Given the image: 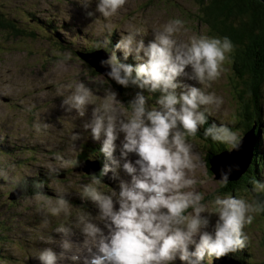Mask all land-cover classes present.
<instances>
[{
  "label": "clouds",
  "instance_id": "1",
  "mask_svg": "<svg viewBox=\"0 0 264 264\" xmlns=\"http://www.w3.org/2000/svg\"><path fill=\"white\" fill-rule=\"evenodd\" d=\"M92 2L76 0L85 16L98 13L107 21L126 0H95V7L90 8ZM183 24L178 17L170 19L152 30L153 37L147 43L141 29L128 28L112 45V29L105 23L109 39L103 43L110 50L99 63L106 68L103 75L108 80L138 89L127 102L130 111L121 107L110 85L104 89L103 99L97 100L94 89L83 81L74 78L57 83L55 95L61 97L63 111L87 117L82 119L80 131L71 132L70 139L75 143L86 132L99 142V152L106 162L100 176L93 175L80 193L94 205L99 222L91 214L82 213L71 223L57 225L53 232L59 242L55 249L44 247L35 254L39 264H58L61 259L67 264H174L177 259L181 264H205L206 258L235 253L246 245L248 236L243 229L264 211V201L226 194L202 202V193L195 190L197 180L189 175L203 161L199 156L194 158L187 137L194 136L198 126L205 123L206 106L223 103L222 97L197 85L216 80L226 70L224 61L234 45L228 36L203 34L178 42L175 34ZM116 50L125 60L133 55L142 62L125 63ZM69 59L67 55L62 57L63 61ZM178 77L194 80L196 85ZM146 92L158 93L156 107L147 106ZM47 128L46 122L33 124L36 132ZM203 135L229 150H238L241 143L239 134L224 123L213 122ZM130 154L134 159H129ZM55 159L62 157L57 155ZM237 167L227 164L220 169L222 185ZM121 172L125 178H121ZM109 173L117 187L112 192L100 191L101 177ZM0 178L24 190L19 178L6 177L3 171ZM250 183L253 193L264 192V180ZM34 187L42 191L43 185ZM36 198L38 212L70 217L65 195L57 193L54 202ZM211 214L216 219L208 230Z\"/></svg>",
  "mask_w": 264,
  "mask_h": 264
},
{
  "label": "rangeland",
  "instance_id": "2",
  "mask_svg": "<svg viewBox=\"0 0 264 264\" xmlns=\"http://www.w3.org/2000/svg\"><path fill=\"white\" fill-rule=\"evenodd\" d=\"M94 7L95 0L90 5V8ZM0 11L20 30H28L34 21L33 18H29L24 22L26 13L51 21L56 27L58 38L63 40H60L61 43L52 42L55 33L51 34L38 27L33 37L7 27H0V92L8 93L0 95V145L2 146L0 171H3L6 177L15 176L19 180L44 174L46 181L44 194L24 197L21 194L14 203L8 198L19 189L13 188L14 184L7 182L6 179L0 178V264H39L34 258L35 254L41 248L49 247L51 240L58 244L59 237L53 232L57 225L71 223L82 213H89L94 219L97 218L94 205L86 198L82 199L80 195L83 185L89 184L93 175L85 174L78 168L80 163L88 159L97 167L96 172L100 173L102 166L100 160L98 162L99 155L103 157L102 165L106 162L103 154L99 152V142L92 140L86 132H82L81 138L75 143L70 139L71 132L80 131L82 119L87 117L80 118L74 112L62 111L61 97L55 95L57 83L73 81L74 78L83 81L94 89L97 100L103 99V91L110 85L117 93L121 107L128 111L130 108L127 102L138 91V89L128 91L125 100L111 84V80L82 61L77 51L92 48L94 45L95 49L105 48L103 42L109 39L108 32L104 28L105 23L112 29L110 36L112 45L119 39L120 34H124L125 29L132 27H137L142 33H146L144 40L147 43L153 37V29L176 17L184 21L181 31L175 34L178 42H187L192 35L203 34L210 37L216 35L210 33L208 27L199 22L196 0H126L118 13L107 21L98 13L94 17L85 16L76 0H0ZM116 51L121 53L120 50ZM99 52L105 54L102 50ZM230 53L226 55L224 61L226 70L216 80L197 85L203 91L223 98V103L219 107L206 106L208 109L206 116L219 124L229 122L235 116V112L241 111L240 102L235 96V85L238 89L242 88L243 83L242 80H236L231 71ZM65 55L70 57L68 61L62 60ZM137 61L142 62V60ZM189 70L186 68V71ZM178 79L196 85V81L187 77H178ZM100 81H103V84H100ZM262 89L264 92V84ZM154 95L145 93L148 97V107H156L155 99L158 94ZM242 96L247 97L244 88ZM34 122H46L47 130L34 131ZM201 126H198L197 130ZM231 129L240 137L244 134L242 131H236L235 128ZM262 129L264 132V122ZM260 135V142L257 138L253 143V152L257 147L264 151V134L260 132L259 138ZM187 139L192 144L194 158L199 156L203 161L201 166L189 173L197 180L195 190L202 193L204 198L202 202L210 201L215 195L223 196L224 194L219 192L220 180L215 179L213 174L208 172L205 160L206 148L202 146L200 138L195 134ZM4 148H8L10 153L5 152ZM93 149L96 151L94 152ZM57 155L62 159L56 160ZM129 159H134V155L130 154ZM50 168L58 171L50 172ZM260 174L261 179L264 180V166ZM101 178L100 191H115L117 182L111 178L110 173ZM121 178H125L122 172ZM57 193L65 195L68 199L70 217L66 218L63 214L51 216L36 210L37 196L39 199L54 202ZM238 196L252 199L246 193ZM187 211L191 212V209ZM215 219V214H211L208 230H211ZM243 231L248 236L247 251L252 256L254 264H264V216L261 212L254 216L252 223L246 225ZM219 258H225L228 264L239 262L226 254ZM214 259L218 258H206L205 264L211 263ZM58 264H67V262L60 260ZM174 264L181 262L177 259Z\"/></svg>",
  "mask_w": 264,
  "mask_h": 264
},
{
  "label": "trees",
  "instance_id": "3",
  "mask_svg": "<svg viewBox=\"0 0 264 264\" xmlns=\"http://www.w3.org/2000/svg\"><path fill=\"white\" fill-rule=\"evenodd\" d=\"M196 3L199 12L197 15L199 22L206 25L210 33L219 37L228 36L232 41L234 48L230 53V68L236 80H242L243 83L242 88L237 89L235 85V96L240 102L239 107L241 111L235 112V116L232 117V120L226 123L224 122V124H227L230 128H235L236 131L242 132H245L255 124L256 138H258V142H260L261 135L259 138V134L260 132L264 134L262 129L264 122V92L262 89L264 84V4L259 0H196ZM29 18H33L34 21L29 26L28 30H20L18 26H15L9 19H6L3 16V12L0 11V27H7L13 31H19L23 35L29 37L36 35L35 29L38 27L42 30L45 29V31H49L51 34L55 33V37L53 36L51 41L54 43L60 42L61 39L58 38L59 36H57L55 32V25L51 23V21H45L41 18H36V16H33L31 13H26V17L23 19L24 22L29 20ZM94 49L95 45L92 48L83 49L79 52L87 53ZM105 50L109 51L110 46H106ZM79 52L77 51V54ZM116 54L118 58L125 63H140L131 55L125 60L121 53L116 51ZM110 82L125 100L128 91L136 90L134 86L122 87L115 83V81ZM243 88L247 93V97L242 96ZM152 94L156 96L158 93ZM213 122L215 121L206 116L205 123L195 133L200 138L204 149L206 148L205 160L208 169L210 156L222 150H227V146L213 142L210 138L204 137L203 130ZM1 148L2 146L0 145V149ZM260 150L257 147L255 152H253L250 164L237 181H227L224 185L220 184V193L234 196L246 193L252 198L264 201V192L253 193L250 183L251 180H262L260 171L264 166V151L261 148ZM4 151L9 152L8 148H4ZM84 157H87V155H84ZM101 157L102 156L99 155L100 161L103 159V157ZM208 172L211 173L209 170ZM94 175L100 176V173H95ZM20 182L25 186L24 190L21 191L23 197L45 193L44 185L46 181L44 174L25 178L20 180ZM36 184L43 185L42 191L34 187ZM12 187L15 188V185ZM12 201L15 203L16 199ZM261 214L264 216V211H262ZM247 248L248 245L246 242V245L239 249L240 252L228 253V255L238 258L242 264H254L252 256H250Z\"/></svg>",
  "mask_w": 264,
  "mask_h": 264
},
{
  "label": "water",
  "instance_id": "4",
  "mask_svg": "<svg viewBox=\"0 0 264 264\" xmlns=\"http://www.w3.org/2000/svg\"><path fill=\"white\" fill-rule=\"evenodd\" d=\"M264 4V0H259ZM78 56L83 60L87 61L91 67L95 68L99 74L103 75L106 71L105 67H102L99 61L103 58H106L104 54L98 52V54L85 55L78 53ZM104 76V75H103ZM107 78V77H106ZM112 81V80H111ZM256 133H255V124H253L249 129H247L243 136L241 137V143L238 150H225L217 154H213L210 156L209 160V171L213 174L215 179L220 180L219 171L220 169L227 165L233 164L238 165L235 168L231 175L228 177V182L237 181L242 171L250 164L252 156H253V143L256 142ZM92 165H91V164ZM95 168H97L94 163L85 159L82 163L79 164L78 170H82L87 174H93ZM21 195V192L18 190L17 193H14L9 196L10 200H15ZM209 264H228L225 258L214 259ZM235 264H240L239 262H235Z\"/></svg>",
  "mask_w": 264,
  "mask_h": 264
},
{
  "label": "bare ground",
  "instance_id": "5",
  "mask_svg": "<svg viewBox=\"0 0 264 264\" xmlns=\"http://www.w3.org/2000/svg\"><path fill=\"white\" fill-rule=\"evenodd\" d=\"M56 28V27H55ZM63 41V40H62ZM106 48V47H105ZM105 48L104 47H97V49H94V50H91L90 52H87V53H81V54H83V56H85V55H92V54H98V53H96V52H99V50H102V52L103 53H105L104 54V56L106 57L107 56V50H105ZM79 57V56H78ZM80 58V57H79ZM81 59V58H80ZM82 60V59H81ZM83 61V60H82ZM85 63H87L88 65H90L86 60L84 61ZM93 68V67H92ZM94 70H95V68H93ZM96 71V70H95ZM97 72V71H96ZM99 73V72H98ZM63 111V110H62ZM61 113V112H60ZM64 113V112H63ZM53 129V128H52ZM94 152L96 151V150H93ZM105 160V159H104ZM98 162H99V159H98ZM100 164H101V166H103L102 165V163H101V161H100ZM249 165V164H248ZM247 165V166H248ZM102 168V167H101ZM247 168V167H246ZM246 168L242 171V173L246 170ZM85 173V172H84ZM95 173H97L96 172V170H94V172H93V174H89V175H94ZM241 173V174H242ZM85 174H87V173H85ZM241 176V175H240ZM239 176V177H240ZM97 216V215H96ZM96 220H98V219H96ZM51 233V232H50ZM56 237H59L57 234H56ZM38 238V237H37ZM53 238V237H52ZM51 239V238H50ZM77 239H78V236H77ZM59 242V241H58ZM49 243H50V245H49V247H52V248H56V245H57V242H55L54 240H51V241H49ZM33 247V246H32ZM237 251H239L240 252V250L238 249ZM16 255V254H15ZM228 255V254H227ZM19 256H20V254H19ZM230 258H234L233 256H231V255H228ZM24 259V258H23ZM235 260L237 259V261H239L240 263H241V261L238 259V258H234ZM61 260H63V259H61ZM246 260V259H245ZM242 264V263H241ZM247 264H249V263H247Z\"/></svg>",
  "mask_w": 264,
  "mask_h": 264
}]
</instances>
